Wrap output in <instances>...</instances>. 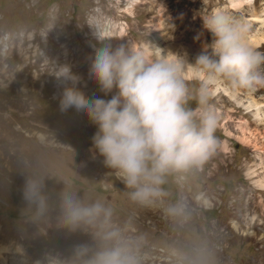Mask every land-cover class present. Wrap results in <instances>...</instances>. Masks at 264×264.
I'll list each match as a JSON object with an SVG mask.
<instances>
[{
    "label": "rangeland",
    "instance_id": "1",
    "mask_svg": "<svg viewBox=\"0 0 264 264\" xmlns=\"http://www.w3.org/2000/svg\"><path fill=\"white\" fill-rule=\"evenodd\" d=\"M249 19L225 0H0V249L9 264H264L262 169L226 136L248 114L177 79L186 92L170 107L130 114L116 101L123 81L97 50L121 27L143 52L157 32L188 40L205 29L209 39L216 25ZM256 54L264 66V45ZM214 58L205 68L222 74Z\"/></svg>",
    "mask_w": 264,
    "mask_h": 264
},
{
    "label": "bare ground",
    "instance_id": "2",
    "mask_svg": "<svg viewBox=\"0 0 264 264\" xmlns=\"http://www.w3.org/2000/svg\"><path fill=\"white\" fill-rule=\"evenodd\" d=\"M225 1L229 8L241 9L249 16L251 19L247 21L251 20L252 25L237 20L222 23L215 29L211 28L217 35L209 39L205 29L202 33L199 30L201 36L192 35L188 40L183 35L157 32L147 45L142 44L143 52L138 50L135 40L124 36L126 28L121 27L116 38L112 34L101 36L97 50L101 64L123 81L127 95L121 100L117 97L116 101L130 114L138 108L151 116L170 107L172 99L184 96L186 92L176 79L198 80L213 96L226 97L231 113L242 108L251 121L239 117L236 127L232 131L227 130L226 136L256 154L262 169L258 173L260 177L256 187L264 191V93L261 92L264 89V66L258 65L256 56V50L264 45V7L257 12L254 7L256 0ZM214 57L225 69L222 74L210 73L205 68ZM225 73L233 83L229 84ZM245 78L249 82H245ZM161 85L165 88L162 89ZM227 118L231 122L235 120L230 114ZM224 148L227 149L226 143ZM3 251L0 249L1 263L9 264V255H4L7 252ZM51 260L50 264H58Z\"/></svg>",
    "mask_w": 264,
    "mask_h": 264
}]
</instances>
